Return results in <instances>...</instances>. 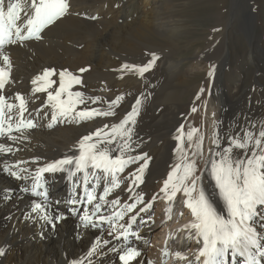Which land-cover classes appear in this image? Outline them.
Returning <instances> with one entry per match:
<instances>
[{"label": "snow or ice", "instance_id": "obj_1", "mask_svg": "<svg viewBox=\"0 0 264 264\" xmlns=\"http://www.w3.org/2000/svg\"><path fill=\"white\" fill-rule=\"evenodd\" d=\"M69 7L68 0H8L7 4L0 0V140L12 142H0V172L23 182L19 192L35 198L25 215L26 219L40 224V238H45L48 229L55 232L57 225L68 219L65 213L53 214L54 204L49 199L45 179V174L63 172L72 184L71 195L66 201H55V205L67 204L68 212L78 218V228L106 231L107 236L120 242L113 245L111 240L97 236L86 256L70 264H85V260L87 264H94L93 257L98 259V264H103L99 258L108 253L117 254L120 264H141V250L132 240L143 239L136 226L151 221V216L144 219L141 214L149 212L158 197L168 204V219L179 197L191 214V220L181 230L186 231V239L195 240L199 245L192 258L180 251L170 253L167 249L165 256L173 255L176 261L184 264H264V122L246 121L239 131L226 130L223 135L217 128L207 156L199 129L192 127L185 131L182 124L174 137L176 162L159 192L148 200L143 190L136 189L145 183L152 158L146 152L133 154L140 147V142L133 137L147 99L144 94L135 98L118 123H106L82 136L77 145L78 155H65L35 168L26 165L38 164L39 157L15 162L4 159L20 151L13 144L28 139L26 130L35 129L40 118L49 120L48 128L62 123L79 124L98 117L116 118V109L125 100L124 94L107 101L100 96H86L82 91L73 90L82 85L80 76L66 69L57 73L54 68L44 69L31 81L33 95L46 93L47 96L34 116L29 112V99L23 94L16 93L14 97L3 94L6 87L14 83L13 65L6 47L42 40L44 31L64 17ZM159 59L157 54L151 53L146 64L125 63L121 71L135 72L143 77ZM87 70L81 68L79 71ZM214 71L213 66L208 76L214 78ZM57 75L58 81L53 79ZM204 92L201 88L196 99L199 100ZM90 104L107 106L92 107ZM195 111L193 107L192 112ZM201 160L202 168L198 163ZM131 166L135 167L127 171ZM205 173L215 182L225 213L218 211L206 194ZM122 184L126 185L123 189ZM101 186L103 190L98 195ZM117 189L128 193L126 200L116 193ZM13 194L14 190L7 189L0 200L9 201ZM77 235L79 237V233ZM109 245L112 246L104 251ZM6 251L0 248V257L6 255Z\"/></svg>", "mask_w": 264, "mask_h": 264}, {"label": "bare ground", "instance_id": "obj_2", "mask_svg": "<svg viewBox=\"0 0 264 264\" xmlns=\"http://www.w3.org/2000/svg\"><path fill=\"white\" fill-rule=\"evenodd\" d=\"M5 3L7 4L8 0H5ZM68 3L70 5L68 13L44 31L42 40L28 41L23 46L6 47L5 51L13 65L14 83L7 86L3 94L10 97H14L16 93L23 94L29 99V112L34 116L36 110L46 102L47 96L46 93L33 95L31 81L44 69L54 68L57 73L66 69L80 76L83 83L75 86L73 90L82 91L86 96H100L107 101L124 94L125 100L116 109L118 113L116 118L98 117L79 124H57L53 128L47 127L48 119L40 118L35 129L26 130L25 135L28 139L13 144V147L19 148L20 151L4 159L15 162L31 161L32 158L39 157L38 164L26 165L35 168L61 159L65 155H78L77 145L82 136L94 132L106 123H118L130 110L135 98L144 94L147 99L141 109L133 137L140 142V147L137 153L133 154L146 152L152 158L145 173V183L140 189H136L143 190L145 199L148 200L159 192L163 180L176 162L174 149L177 141L174 137L182 124L185 131L192 127L199 129V134L204 137L203 148L207 156V149L212 147L211 139L217 128L223 135L226 130L239 131L246 121H254L257 124L264 122V100L259 102L256 99L258 94L264 96L261 87L264 75H260L263 81L257 88L241 85L243 87L239 90L240 87L237 86L239 88H236L235 94L232 89L227 90L224 85L226 77L223 68L231 58L228 47L222 57L215 60L212 66H208L209 68L206 67L203 85L192 89L191 94L194 96L189 99L187 107L185 108L182 98L175 100L178 87L185 84L179 75V69L184 61L169 57L176 52L175 46L170 42L179 34V27L177 22L172 21L168 24V21L162 18L165 13L164 8L161 9L165 4L164 0H68ZM164 15L169 17L166 13ZM160 45L164 47L166 55L164 58L160 57L152 70L143 77L135 72L121 71V66L125 63L146 64L149 53L154 49H160ZM251 50V42H247L244 55L253 67ZM213 66L217 74L214 71V78L208 76ZM81 68L88 70L81 73L79 71ZM201 68L199 63H195L184 76L192 70L199 73ZM53 79L58 81V75ZM239 82L242 83V80ZM201 88L205 89V92L197 100L196 96ZM185 90L184 94L187 93ZM193 107L197 111L192 112ZM0 142L12 143L6 140ZM198 163L202 168L203 161ZM134 167L131 166L127 171ZM45 179L48 181L49 199L54 204L53 214L59 211L67 214L68 219L58 224L55 232L46 230L45 238L41 239L40 224L26 219L25 215L30 211L31 201L35 198L19 192L23 182L0 172V195L7 189L14 190L11 200H0V248L7 249L6 255L0 257V264H70L73 260L84 258L91 244L101 235L111 240L113 245H119L120 242L107 236L106 231L78 228V218L68 212L69 206L65 203L55 205V201H66L71 195L72 184L66 173L45 174ZM203 184L206 194L217 210L225 213L215 182L207 173ZM125 186L122 184L121 189ZM121 189H117L116 193L122 200H126L128 193ZM102 190L103 186L98 189V195ZM154 204H157V210L151 221L146 225L138 223L136 226L143 239L139 241L133 239L132 243L141 250L145 248L149 238H152L149 253H152L159 262L156 263L150 258H147V262L184 264L176 261L173 255L165 256L164 251L166 249L170 253L180 251L190 258L193 257L195 241L181 239L174 225L183 217L190 221V211L178 197L173 206L171 219H168L166 201L158 197ZM150 213L151 210L142 213L141 217L147 219ZM182 233L186 235V231L182 230ZM166 237L168 239H165ZM110 246L112 245L106 246L104 251ZM99 259L103 260V264H120L117 254L114 253H108L106 257ZM139 259L141 264L145 263L142 257ZM93 261L94 264H98L96 257H93Z\"/></svg>", "mask_w": 264, "mask_h": 264}, {"label": "rangeland", "instance_id": "obj_3", "mask_svg": "<svg viewBox=\"0 0 264 264\" xmlns=\"http://www.w3.org/2000/svg\"><path fill=\"white\" fill-rule=\"evenodd\" d=\"M164 3L161 9L164 8V12L171 18L168 19L169 17L164 15L165 13L162 18L164 17L168 24H171L172 21L177 22L179 27V34L170 42L175 46L176 54L169 55V57L171 59L176 57L174 60L178 58V61H184L179 69V75L185 84L178 87V95L176 94L175 100L182 98L185 108L187 107L189 99L194 96L191 94L192 89L203 85L206 67L212 66L215 60L222 57L227 47L231 51V58L223 68L225 69L224 77L226 78L224 81H226L224 85L226 89L229 91L232 89L235 94L236 88L239 87V90L243 86L259 87V83L263 81L260 79V75H264V0H164ZM247 42H251L252 45L253 67L250 66L244 55ZM160 47V49H154L149 53L148 60L151 59V53L164 58L165 49L162 45ZM136 61L138 62V60ZM195 63H199L202 67L199 73L192 70L188 73L189 75L187 74L188 77L184 76V73L190 67L195 66ZM241 80L242 83L239 82ZM261 87L264 93V83L261 84ZM184 90L187 93L184 94ZM258 98L256 99L259 102L264 100V96L259 94ZM156 210L157 204H154L150 213L151 218ZM151 245L152 238H149L145 248L141 249L144 264H147V258L156 263L158 261L152 253H149Z\"/></svg>", "mask_w": 264, "mask_h": 264}]
</instances>
